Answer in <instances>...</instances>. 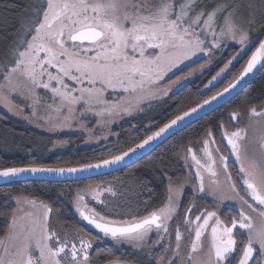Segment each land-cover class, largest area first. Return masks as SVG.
<instances>
[{
    "label": "snow or ice",
    "instance_id": "1",
    "mask_svg": "<svg viewBox=\"0 0 264 264\" xmlns=\"http://www.w3.org/2000/svg\"><path fill=\"white\" fill-rule=\"evenodd\" d=\"M11 7L0 5V103L19 114L10 97L15 94L31 101L26 104L32 109L31 116L37 117L42 108L44 116L39 118L53 128H71V121L83 120L88 114L98 118L97 124L108 126L118 117L145 113L152 101L202 72L212 62L214 50L223 47L222 41H236L241 51L211 77V85L247 50L250 33L258 20H264V0H28L20 17L10 16ZM205 56V63L170 79V74L181 71L193 57ZM254 69L264 72V39L221 91L195 107L178 110L134 147L118 155L109 150L110 158L79 167H0V177L26 173L71 176L120 165L166 134L175 135L199 119L207 106L236 89ZM166 79L167 85L161 88ZM247 115L248 123L232 131L224 121L215 125L221 141H226L228 156L215 147L212 127L196 142L201 157L191 141L178 153L188 167L192 166L189 158L196 167L194 192H207L219 202H239L238 214L228 216L227 223L218 210L193 215L194 200L183 208V219L177 222L188 178L174 180L166 172L168 184L160 205L147 200L136 211L131 207L133 197L119 190L124 182L117 178L79 189L72 202L86 224L74 230L66 227L50 204L18 195L12 197L16 208L0 210V216L7 218V228L0 235V264H97L92 255L94 243L106 238L117 245L126 243L146 258L155 257H116L106 264H264V107L252 106ZM242 118L239 111L228 116L229 122ZM80 127L87 130L84 123ZM230 157L238 165L235 181L228 170ZM221 175L233 195L223 194ZM146 188L141 185L140 191ZM128 192L139 195L131 187ZM88 226L96 235L86 230ZM237 232L242 235L239 241ZM158 249L161 254L156 255ZM103 251L98 249L97 257Z\"/></svg>",
    "mask_w": 264,
    "mask_h": 264
},
{
    "label": "trees",
    "instance_id": "2",
    "mask_svg": "<svg viewBox=\"0 0 264 264\" xmlns=\"http://www.w3.org/2000/svg\"><path fill=\"white\" fill-rule=\"evenodd\" d=\"M217 2H220V0H217ZM5 3L12 6L10 16L20 17L23 15L28 0H0V5ZM208 10H211V7ZM261 25H264V20H258L254 30L250 33L251 49L264 36V29ZM17 26L18 24L13 23V27ZM11 30L10 28L9 31ZM240 48L239 44L231 41L223 44L221 49L214 50L212 66L215 70L224 67ZM247 52L248 50L244 57L241 56L237 59V63L231 66V73L236 72L235 75L239 73L245 64V60H248L250 56V51L248 54ZM204 60L205 57L200 58L191 64L189 68L203 63ZM230 76H232L231 78L234 77L233 74ZM204 78L205 74L197 75L196 78L183 85L172 96L133 119V122L122 123L119 127L120 134L118 138L111 141V145L108 147L103 145L96 147L84 146L82 144L83 136L45 133L0 111V167H20L32 164L49 167H77L109 158V150H111V154L117 155L119 151H125L128 147L134 146L145 138L149 131H154L158 126L167 122L169 118L178 114V110H187L195 106L215 94V92L220 91L228 82V79L223 80V77V81L219 86L215 84L207 91L204 89ZM263 99L264 72H260L254 81L231 101L176 133L138 162L116 172L92 179L71 182L16 181L0 185V210L10 211L16 207L12 197L27 196L50 204L56 210L58 218L62 220V218L72 215V211H74L73 209L71 211L72 201L79 189L84 188L86 185L93 186L99 181L109 182L113 178L124 182L122 186L118 185V188L121 192L133 197L131 205L133 211H136L138 207L142 208V202L147 200H150L153 206H159L165 197L168 184L164 173L166 172L167 176L172 177L174 180H181L187 176V164L182 155H178L182 150V146L187 145L190 141L193 142L192 145L200 141L203 138L204 131L209 127H212L215 132V125L220 121H224L226 124L230 123L228 116L232 110L242 109L244 111L250 105ZM148 124L151 125L149 129L146 128ZM133 125L135 127H132ZM65 140L68 145L63 150H58L57 142ZM161 161H163V164H161ZM145 184L147 188L140 191V186ZM130 187L139 192V195L137 196L135 192H128ZM137 200L140 201V204H137ZM120 203L121 205L124 204L123 199L120 200ZM119 210L121 209H117V211ZM123 210L127 211V207H123ZM141 214L144 213L141 212ZM62 222L69 226V221L62 220ZM74 223L77 225L76 222ZM6 228L7 218L0 216V235L3 234ZM112 253L109 255L107 251H103L97 257V252H92V255L96 257L97 264H106L107 260L116 257L127 259L128 256V254L121 252H115V255ZM130 259L139 258L131 256Z\"/></svg>",
    "mask_w": 264,
    "mask_h": 264
},
{
    "label": "rangeland",
    "instance_id": "3",
    "mask_svg": "<svg viewBox=\"0 0 264 264\" xmlns=\"http://www.w3.org/2000/svg\"><path fill=\"white\" fill-rule=\"evenodd\" d=\"M211 39V37H209V40ZM232 40H228V41H222V44H225V43H228V42H231ZM233 42H236V41H233ZM237 43V42H236ZM238 44V43H237ZM251 45V43H250ZM250 45L247 46V50L248 52L251 51L252 49L250 48ZM246 50V51H247ZM241 51V48L239 49L238 52ZM246 51L242 54H245ZM237 52V53H238ZM247 52V54H248ZM236 53V54H237ZM215 54V52H214ZM235 54V55H236ZM241 54V56H242ZM214 56V55H213ZM240 56V57H241ZM239 57V58H240ZM204 58V57H203ZM238 58V59H239ZM200 59V57H193L192 61L190 62H186V64H191L193 61H198ZM208 58L205 56V60L203 61V63H205V61L207 60ZM237 60L233 61V63L229 66V68L224 72L222 73V77H220V82H222L223 80H227L228 79V82L232 81L234 79V77L236 76V72H232L231 73V69H232V65L234 63H237L236 62ZM247 60H245V63H246ZM185 64V65H186ZM202 64V63H201ZM211 64V63H210ZM184 66V65H182ZM198 66V65H197ZM209 65H207L206 67H208ZM196 67V66H195ZM223 68V67H222ZM199 73V72H197ZM197 73H195L192 77H190L187 81H183L182 82V86L191 82L197 75ZM231 73V74H230ZM233 74V78H231ZM224 75V76H223ZM224 77V79H223ZM223 79V80H222ZM227 82V83H228ZM219 83H217L218 85ZM181 87L180 85H178L176 88H179ZM174 88V89H176ZM173 89V90H174ZM172 90V91H173ZM10 99H13V102L14 104H16L18 106V110H19V114H16L15 110L14 111H9L4 105L3 103H0V111L6 113V114H9L25 123H27L29 126H31L32 128H35L39 131H42V132H45V133H51V134H72V135H80V136H83V142L82 144H84V146H88V147H96V146H100V145H103L104 147H108L109 145H111V141H115L118 136L116 135L117 133L120 134V129L119 127L121 126L122 123L128 121V120H131L132 118H134L135 116L139 115L140 113H136L134 114L133 116H122V117H118L116 120H114L110 125L108 126H104L103 124H97V117H95L93 114H88L86 116V118H84L83 120H74V121H71L72 123V127L71 128H68V127H64V128H60V127H56V128H53L52 124L48 123L47 120L45 119H40L39 117H42L44 116V111L42 108L38 109V116L37 117H32L31 116V107H27V105H30L31 104V101H25L22 97H19V96H16L15 94H13L12 97H10ZM50 102V101H48ZM201 103V102H200ZM149 108L146 107V111L148 110ZM81 123H84L87 125V130H85V128H82L80 127V124ZM147 129L151 128V125H147L146 126ZM234 129V128H233ZM151 132V131H149ZM104 137H107V140L103 139ZM66 141V140H65ZM68 145V142L67 143H62V141H58L57 142V149L58 150H63L66 146ZM196 150H198V148H196ZM197 156L198 157H201L202 155H198V152H197ZM110 158V157H109ZM190 163V158L188 160V164ZM192 166L189 167V169L187 170V178H188V182L184 185V189H183V195L182 197L180 198L181 200L183 199L184 195H185V191L186 189H190L192 190V192H194V188H193V185H195L197 183V180L194 176V173H195V165L191 162L190 163ZM219 179H224V176H220ZM183 180V179H181ZM224 181H222V185H223V194L225 195H228V196H231V193L230 191H227V185L223 183ZM206 185H207V176H206ZM195 195H199V194H204L206 195L207 197H212L215 199V201H218L215 197L211 196V195H208L207 192L206 193H196L194 192ZM31 199V198H30ZM226 201H229V200H226ZM212 203V202H211ZM16 204V203H15ZM218 205V206H217ZM216 206L213 205V204H210L209 202H207V200L203 197V200L200 202V204L198 205V210L199 211H196V213L198 214L200 211L202 210H208V211H213V210H218L219 211V214L221 216V206L220 204H217ZM73 207V210L75 209L74 206ZM16 208V207H15ZM205 208V209H204ZM75 211V210H74ZM253 215V214H252ZM227 223V222H226ZM71 226V227H70ZM68 229L70 230H74L75 227L73 225H70ZM241 236H239L240 238Z\"/></svg>",
    "mask_w": 264,
    "mask_h": 264
},
{
    "label": "flooded vegetation",
    "instance_id": "4",
    "mask_svg": "<svg viewBox=\"0 0 264 264\" xmlns=\"http://www.w3.org/2000/svg\"><path fill=\"white\" fill-rule=\"evenodd\" d=\"M242 56L244 57V54H242ZM194 62L195 61H193L191 64H193ZM191 64H186L184 66H181V71H177L175 73V75H171L170 74V79H175V76L176 75H183L185 72H187L186 69H188ZM212 64L213 63L211 62V64H208L209 66L206 67L202 72L197 73V75H203V74H205V78H204V89L207 90V91L210 88H212L215 84L217 85V83H219L218 84V86H219L220 83H221L220 82V79L221 78L219 77L217 81H214L211 85H208V81L211 80V77L214 76L221 69L220 68L218 70H215V68L212 66ZM197 75H196V77H197ZM167 83H168V79H166L163 83H161L160 87L161 88L165 87L167 85ZM205 85H208V87H205ZM181 87L176 88L173 91L169 92L167 96H162V97L158 98L157 100L152 101V107L155 106L157 103H159V102L167 99L169 96H172ZM252 106L257 107V109L259 110L260 108L264 107V99L258 101L257 103H254V104L250 105L248 108H250ZM247 109L244 110V111L242 109H236V110H234V111H239L240 113H242L243 114V118L241 120H239L238 122H230V123H227V124L225 123V126L227 127V130L232 131V130H234L233 128H235V127H244L248 123ZM231 112H233V110ZM142 114H144V113H140L139 115L135 116L134 118H132L131 120H128L126 122H133V119L137 118L138 116H140ZM214 134L216 135V140H217V143H216L215 147H219L220 148V153L221 154H223L225 156H228L229 153H228V149L226 147V141H221L218 133L214 132ZM192 146L194 148H196V142ZM197 152H198V155H202L200 153L199 149L197 150ZM191 162L192 161L190 159V163ZM227 163H228V170L230 172H232L233 180L235 181L236 180V169L238 168V165L234 162V157H230ZM187 167H188V165H187ZM188 169H189V167H188ZM195 171H196V169H195ZM224 179H225V177H224ZM224 179H220V181L222 182V181H224ZM100 183H102V182L99 181L97 184H100ZM97 184H94L93 186H95ZM237 188L240 191V194L241 195H244L243 188L241 187V184H240L239 181H237ZM227 191H229L228 190V187H227ZM231 195H233V193H231ZM203 197L210 204H213L215 206L217 204H220V206H221V216L220 217H221V219H224L225 222H228L227 219H226L228 216H230V215L234 216V215H237L238 214V210L240 208V204H239V202L237 200H229V201L224 200L223 202H219V201H215V199L212 198V197H210V198L207 197L204 194H202V195L201 194H199V195L196 194L195 195V193L192 192V190L186 189L185 195H184L183 199L181 200V203H182L183 207L180 210V217L177 220V222L182 221L183 215H184L183 208H186L189 205V203L191 201H193V200H194V203H195V206H196L195 209H194L193 215L197 214L196 211H199L198 210V208H199L198 205L203 200ZM90 205L91 206H96L98 211L101 210L100 207L97 206V205H94V204H90ZM72 209H73V207L71 208V211H72ZM253 215L255 216V214H253ZM62 220L63 221H67V222L69 221V226L70 225H73L75 228H77L79 226L80 227H85L84 221L80 220V218H79L78 214L76 213V211L75 212L72 211V215L71 216L64 217V218H62ZM74 222H76L77 225H79V226H77ZM69 226H66V227L69 228ZM173 227H174V225H173ZM86 230H90L93 235H96V230L90 229L89 227H87ZM236 235H237V240L238 241L242 239L241 232H237ZM239 236H241V237L239 238ZM155 238L156 237L153 236V239H155ZM173 239H174V234H173ZM98 249L105 250L107 252H109V251L110 252H113L112 253L113 255H115V252H121V253L128 254V256H127V259L128 260H131L130 259L131 256H135V257L139 258L140 260H143V259H154L155 258V257H148V258H146L143 255V253L139 252V250L133 249L132 246H130V245L126 244V243L125 244L117 245V244H115V242L111 241L109 238L96 241L94 243L92 252H97ZM159 254H161V253H160V250L158 249L157 252H156V255H159Z\"/></svg>",
    "mask_w": 264,
    "mask_h": 264
},
{
    "label": "water",
    "instance_id": "5",
    "mask_svg": "<svg viewBox=\"0 0 264 264\" xmlns=\"http://www.w3.org/2000/svg\"><path fill=\"white\" fill-rule=\"evenodd\" d=\"M262 39H264V36L260 40H262ZM258 44H259V42L250 51V56H251L252 51L255 50V48L258 46ZM257 68H259V66H257ZM260 72L261 71H258L256 69H254L253 70V73L248 74V76H246L244 78V80L241 81V83L239 85H237V88L236 89L232 90L230 93L225 94V96L222 99H220V100H218L216 102H213L212 105L207 106L203 110L204 111V114L199 119H201L202 117H204V116L212 113L213 111L219 109L220 107H222L223 105H225L226 103H228L229 101H231L233 98H235L238 94H240L247 86H249L254 81V79L257 77V75ZM193 107H195V106H193ZM199 119L194 120L191 124L197 122ZM190 125H188V126H190ZM185 128H183V129H185ZM155 130H157V129H155ZM150 134H151V132L148 133V135H150ZM172 136L173 135H167L166 134V138H163L162 137L158 141L154 142L153 146L150 149L149 148H146L144 150L138 151L135 156H131L130 158H126V161L124 163H122L120 165H117V166H112L110 168H102V169H99V170H92L90 173H76V174H72L71 176H69L68 174H64L63 176H59V175H56V174H47V173L46 174H36V175L27 174L26 173V174H22L21 176L12 177V178H3V177H0V185L6 184V183H10V182H16V181H32V180H37V181H49V182H71V181H79V180L92 179V178H95V177H98V176H102V175H105V174H109V173L116 172L118 170H121L123 168H126V167H128V166H130V165H132V164H134L136 162H138L142 158H144L147 155H149L161 143H163L164 141H166L167 139H169ZM134 146H132V147H134ZM137 157H140V158L138 159ZM129 159H130L131 162H129ZM95 163H97V162H95ZM20 167H25V166H20ZM47 167H49V166H47ZM77 167H79V166H77ZM64 168H68V167H64ZM41 177H44V178L42 179ZM84 223L86 224V222H84ZM88 227L90 229H92L91 226H88Z\"/></svg>",
    "mask_w": 264,
    "mask_h": 264
}]
</instances>
